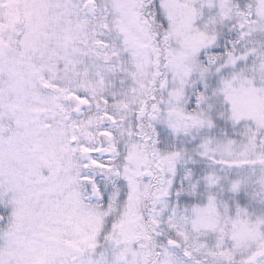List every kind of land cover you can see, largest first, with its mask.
<instances>
[{"label":"snow or ice","instance_id":"obj_1","mask_svg":"<svg viewBox=\"0 0 264 264\" xmlns=\"http://www.w3.org/2000/svg\"><path fill=\"white\" fill-rule=\"evenodd\" d=\"M0 264H264V0H0Z\"/></svg>","mask_w":264,"mask_h":264}]
</instances>
